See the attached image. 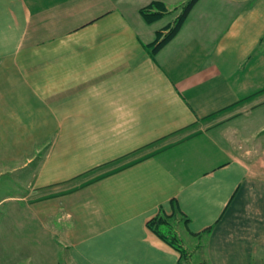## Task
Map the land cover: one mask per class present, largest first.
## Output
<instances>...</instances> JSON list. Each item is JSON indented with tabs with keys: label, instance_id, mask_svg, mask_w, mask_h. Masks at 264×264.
I'll use <instances>...</instances> for the list:
<instances>
[{
	"label": "crops",
	"instance_id": "obj_1",
	"mask_svg": "<svg viewBox=\"0 0 264 264\" xmlns=\"http://www.w3.org/2000/svg\"><path fill=\"white\" fill-rule=\"evenodd\" d=\"M150 1L0 0V164L31 168L0 202L42 264H184L171 200L205 264H264V0H197L155 54Z\"/></svg>",
	"mask_w": 264,
	"mask_h": 264
},
{
	"label": "rangeland",
	"instance_id": "obj_2",
	"mask_svg": "<svg viewBox=\"0 0 264 264\" xmlns=\"http://www.w3.org/2000/svg\"><path fill=\"white\" fill-rule=\"evenodd\" d=\"M169 1H171L168 3L169 11L164 13L158 20L160 25L171 21L175 14L180 12L181 5L187 0ZM13 160L0 164L3 170L0 173V198L5 196L6 193L14 195L19 192L20 194L27 187L31 168L27 167L22 171L10 172L12 171L10 167L16 162V159ZM19 177H21V180L17 182ZM11 203L10 201L3 204L0 202V264H35L39 260L38 264H42L44 260L48 261V252H50L48 244L51 243V237L45 235L42 222L35 218L32 213L28 217L27 210H23L25 206L22 205L21 210H16V217H13L14 213L10 211ZM174 228L176 231L177 228L179 230L177 233H179L182 246L185 245L188 248H186L185 263L189 260V264H205L202 244L200 243L198 247H194L195 242L185 234L184 229H181L178 223L174 224ZM27 241H30V246ZM31 249L33 252L31 251L32 256L30 257L29 251Z\"/></svg>",
	"mask_w": 264,
	"mask_h": 264
},
{
	"label": "trees",
	"instance_id": "obj_3",
	"mask_svg": "<svg viewBox=\"0 0 264 264\" xmlns=\"http://www.w3.org/2000/svg\"><path fill=\"white\" fill-rule=\"evenodd\" d=\"M196 1L197 0H187L186 2H184L180 7V12L176 15L173 21L167 23L162 27L161 30L156 31L155 39L148 44L151 54H155V52L160 47L166 44L178 32L187 14ZM138 11L145 22L152 23L161 18L162 15L168 11V9L162 1L152 0L146 5L140 7ZM171 203V213L167 214L163 211H160L154 216L150 217L146 224L147 227L157 237L177 250L180 254V257H183V259H185V256L187 255L186 248L182 246L178 233L174 228V224H177V217L182 213L181 210L177 207L176 203H174V200H171Z\"/></svg>",
	"mask_w": 264,
	"mask_h": 264
}]
</instances>
